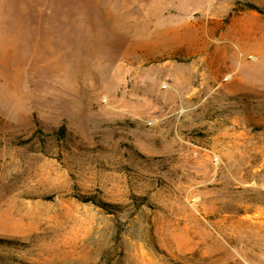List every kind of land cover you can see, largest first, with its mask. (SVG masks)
<instances>
[{"label": "rangeland", "instance_id": "rangeland-1", "mask_svg": "<svg viewBox=\"0 0 264 264\" xmlns=\"http://www.w3.org/2000/svg\"><path fill=\"white\" fill-rule=\"evenodd\" d=\"M0 239L264 264V0H0Z\"/></svg>", "mask_w": 264, "mask_h": 264}, {"label": "bare ground", "instance_id": "bare-ground-1", "mask_svg": "<svg viewBox=\"0 0 264 264\" xmlns=\"http://www.w3.org/2000/svg\"><path fill=\"white\" fill-rule=\"evenodd\" d=\"M247 179H248V174H245V175L243 176L241 182L244 183V182L247 181ZM246 207H248V206H246ZM246 207H245V208H246ZM225 217H226V216H225Z\"/></svg>", "mask_w": 264, "mask_h": 264}, {"label": "trees", "instance_id": "trees-1", "mask_svg": "<svg viewBox=\"0 0 264 264\" xmlns=\"http://www.w3.org/2000/svg\"><path fill=\"white\" fill-rule=\"evenodd\" d=\"M8 242H10V241H6L4 239H0V243H8Z\"/></svg>", "mask_w": 264, "mask_h": 264}]
</instances>
